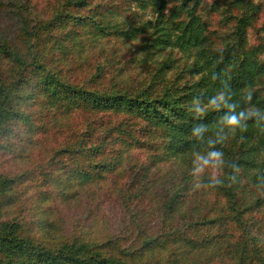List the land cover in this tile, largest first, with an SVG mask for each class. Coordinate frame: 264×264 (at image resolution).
I'll list each match as a JSON object with an SVG mask.
<instances>
[{
  "label": "trees",
  "instance_id": "16d2710c",
  "mask_svg": "<svg viewBox=\"0 0 264 264\" xmlns=\"http://www.w3.org/2000/svg\"><path fill=\"white\" fill-rule=\"evenodd\" d=\"M111 1L0 0V264H264V131L217 145L224 184L194 191L223 112L188 111L225 87L264 110L259 5Z\"/></svg>",
  "mask_w": 264,
  "mask_h": 264
},
{
  "label": "clouds",
  "instance_id": "9594fccd",
  "mask_svg": "<svg viewBox=\"0 0 264 264\" xmlns=\"http://www.w3.org/2000/svg\"><path fill=\"white\" fill-rule=\"evenodd\" d=\"M233 95L231 89L225 87L211 95L206 103L198 97L189 102L188 111L197 121L205 118L210 112H223L217 121L219 127L215 136H210L207 139L209 150L192 153L190 175L197 181L193 185L194 191L223 186L224 181L221 177L224 175L226 155L224 151L216 147L217 145H224L230 138H235L237 132H246L249 121L264 131V127H261L264 124V110L252 103V95L248 94L245 98L247 107H242L239 102L233 99ZM209 131V125L196 123L190 129V135L194 140L200 141L205 138V134ZM243 139L244 137L241 136L242 141ZM234 167H237L238 170V166ZM206 172L210 173L207 184L200 181ZM230 179L235 182V176L230 177Z\"/></svg>",
  "mask_w": 264,
  "mask_h": 264
},
{
  "label": "rangeland",
  "instance_id": "374dc122",
  "mask_svg": "<svg viewBox=\"0 0 264 264\" xmlns=\"http://www.w3.org/2000/svg\"><path fill=\"white\" fill-rule=\"evenodd\" d=\"M114 1H118V2H120V3L122 4V6L125 7V0H113V2H114ZM255 2L259 5V7H260V9H261V13H260V17H259L258 23H259V25H262L263 28H264V0H255ZM109 3H112V1H111V0H107V5H108ZM48 4H50V5H48ZM112 6H114L113 3L110 5V7L112 8ZM49 7H50V8H49ZM103 7H105V6H103ZM48 8H49V12L52 11V9H53V0H42V2L37 3V4L35 5V8H34V9H37V10L39 11V14L42 15V16H44V14H45L44 12L47 11ZM121 9H124V8H121ZM133 11H134V10H132V12H133ZM106 16H109V14L106 13ZM144 16H145V15H144ZM261 35L264 36V32H263ZM250 38L252 39V37H250ZM90 48H91V46H89V47L87 48V51H88ZM87 51H86V52H87ZM85 55H86V54H85ZM124 57H125V58H129V52H126V54H125ZM67 63L69 64V65H68L69 69H70V65L77 63V56H76V53H74L73 56H71V57L69 58V60L67 61ZM62 67H63V66H62ZM140 68H141V67H139V69H135L134 72L137 73L138 71H140ZM56 70H60V71L63 70V73L65 74V76L68 77L67 71H66L65 69H61V67H60L59 69H56ZM130 73H131V72H130ZM132 73H133V72H132ZM59 139H60V138H59ZM59 139H58V138H53V139H51L50 143H48V145H47V143H46L45 146H44L45 151H46L47 153H50L51 150L54 151V148H55V146H56V144H57V141H58ZM53 147H54V148H53ZM140 153H141V152L137 153L136 155L139 156ZM40 160H41V159H40ZM155 189H156V188H155ZM74 203H75V202H74ZM73 205H74V204L66 205V206L64 207V209L62 210L63 213H62V217H61V219H60V222H64V225L69 224L70 221H71L76 215L80 214V213L76 212V209L74 208ZM79 210H81V209H79ZM17 211H19V212H16V211H15V212H16V213H15L16 215H21V214H22V212H20V211H21L20 208H19ZM261 215H262V214H261L260 212H258V214H257V213L255 214V216H261Z\"/></svg>",
  "mask_w": 264,
  "mask_h": 264
}]
</instances>
